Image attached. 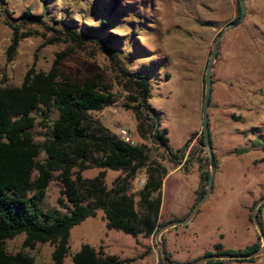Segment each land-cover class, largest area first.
<instances>
[{
  "label": "rangeland",
  "instance_id": "1",
  "mask_svg": "<svg viewBox=\"0 0 264 264\" xmlns=\"http://www.w3.org/2000/svg\"><path fill=\"white\" fill-rule=\"evenodd\" d=\"M109 4L110 0H46L47 10L43 11L40 0H0V84L20 85L33 60L36 70L47 71L56 53L74 49L67 40L48 43L53 32L42 24H24L22 29H30L32 34L20 40L13 60L7 61L6 47L11 36L7 22L19 24L18 17L26 10L38 15L44 24L59 29L68 26L85 31L86 27H95L99 37L117 34L108 47L118 53L120 60H111L99 42L86 40L84 48L67 52L57 67L74 82L100 74L114 101L95 112L93 121L116 134L118 128L128 129L135 144L145 145L150 158L167 169L161 188L166 209L159 217V222H166L176 217L170 215L168 205L181 206L196 180L200 189L198 160H202V171H210L204 161L208 154L199 142L204 74L217 36L236 20L237 0H120L115 11H110ZM101 21L106 22L104 29L98 28ZM121 66L147 76L148 102L161 127L168 131L171 150L176 152L189 139L184 156L191 150L190 158L180 170L173 172L182 161L180 156L174 158L150 138L139 136L134 114L125 106L130 104V92L123 86ZM211 81L209 130L217 158L212 192L188 223L163 232L165 249L177 262L195 260L206 249L214 252V242L242 248L252 241L253 222L247 223L246 205L251 197L264 195V0H246L244 20L221 37ZM55 113L51 112V119ZM36 117L42 121L39 113ZM46 129L39 124L33 128L36 142L43 140ZM256 140L261 144L255 145ZM242 147L248 150L238 152ZM99 170L91 167L82 175L90 178ZM105 171V182L110 187L120 171ZM169 172L172 173L168 175ZM144 180L145 171L141 169L132 181V191H137ZM60 190L58 180L48 184L40 203L44 211H65L69 203ZM252 207L248 208L249 215ZM102 215L98 210L96 216L71 227L63 264H74L72 256L83 244L102 246L107 254L131 259L121 264H158L155 233L144 237L108 230ZM24 237L20 233L8 239L6 250L24 251L36 264L51 261L50 243H37L29 249L22 245ZM262 258L260 255L254 262L224 260L226 264H264Z\"/></svg>",
  "mask_w": 264,
  "mask_h": 264
},
{
  "label": "trees",
  "instance_id": "2",
  "mask_svg": "<svg viewBox=\"0 0 264 264\" xmlns=\"http://www.w3.org/2000/svg\"><path fill=\"white\" fill-rule=\"evenodd\" d=\"M40 1L44 4L43 11H46V0ZM110 2L108 8L115 11L120 0ZM237 10L236 19L240 15L238 0ZM18 20L19 24L7 22L11 29L6 47L7 61L13 60L20 40L32 34L30 29H22L24 24H42L46 30L52 31L53 36L48 43L67 40L74 49H82L86 40L95 41L111 60L118 59V53L108 47L118 37L112 32L99 37L95 27H86L85 31L68 26L59 29L44 24L31 10L24 11ZM105 25L106 22L101 21L98 28L104 29ZM74 49L56 53L47 71L36 70L33 60L20 85L0 84V264H36L34 258L24 251L10 253L6 250V241L20 233L25 234L22 242L25 248L33 249L37 243L52 245L51 261L46 264H63L71 227L87 217L96 216L98 210L102 211L108 230L132 236L149 237L167 222H159L161 188L167 169L150 158L145 145L126 143L116 133L93 121L95 112L114 101L113 95L102 83L100 74L93 79L74 82L58 69L62 58ZM120 69L125 80L123 86L130 92L127 96L130 104L125 106L134 114L139 136L150 138L174 158L180 156L182 159L189 139L176 152L171 150L168 131L161 127L148 102L150 86L147 76L122 66ZM52 111L56 116L51 119ZM36 113L41 115L43 122L37 121ZM38 124L47 128L41 142L34 139L33 128ZM199 142L202 145V134ZM260 144V141H255V145ZM247 150L242 147L237 151ZM41 154L43 159L39 158ZM190 154L191 150L184 163ZM205 160L209 166L208 158ZM201 161L198 160L201 187L195 202L204 194L209 176L208 168L202 171ZM91 167L100 170L93 177H83L82 172ZM106 169L120 171L110 187L105 182ZM141 169L145 171L144 183L133 192L132 181ZM54 179L60 182V193L69 203L65 211L57 208L44 211L41 207L46 187ZM62 201L60 198L59 202ZM260 210L261 206L259 221ZM174 219L180 218L172 217L170 220ZM249 220L252 221L251 215ZM259 246V236L256 242L238 249H222L218 242L214 245V252L205 251L202 256L220 252L249 253ZM166 253L171 261L177 262ZM72 260L74 264L131 261L105 253L102 246L95 248L89 244H83L73 254ZM232 260L252 262L255 258ZM226 262L224 259H210L203 264ZM158 264H163L160 257Z\"/></svg>",
  "mask_w": 264,
  "mask_h": 264
},
{
  "label": "water",
  "instance_id": "3",
  "mask_svg": "<svg viewBox=\"0 0 264 264\" xmlns=\"http://www.w3.org/2000/svg\"><path fill=\"white\" fill-rule=\"evenodd\" d=\"M239 2V10L240 15L239 17L228 23L219 33L215 40V44L213 46V49L210 53L208 63L206 66L205 74H204V92H203V102H202V146L206 150L209 158V165H210V171L208 176V181L206 184V189L204 194L194 203L188 214L184 218L180 219H174L167 221L166 223L162 224L157 231L155 232V241L158 247V251L160 254V258L163 262V264H203L206 261L210 259H251L256 258L264 253V231L262 228V225L258 218V210L259 207L264 203V196L259 198L255 204L252 207L251 211V220L256 228V231L260 238V246L249 253H228V252H220V253H212L209 255H204L200 258H197L195 260L186 261V262H173L169 259L166 253L165 244L162 241V234L164 231H166L168 228L179 225V224H186L188 223L196 214L202 203L205 201V199L209 196L212 190V184H213V177L215 174L216 169V163H215V157L212 151V143H211V137H210V130H209V104H210V96L212 91V81H211V72L213 69L214 60L217 55V49L220 42L221 37L230 29L234 28L235 26L239 25L245 18L246 15V0H238Z\"/></svg>",
  "mask_w": 264,
  "mask_h": 264
},
{
  "label": "crops",
  "instance_id": "4",
  "mask_svg": "<svg viewBox=\"0 0 264 264\" xmlns=\"http://www.w3.org/2000/svg\"><path fill=\"white\" fill-rule=\"evenodd\" d=\"M212 151H213V147H212ZM214 154V153H213ZM185 157V156H184ZM214 157H215V160L217 159L216 158V156L214 155ZM217 161V160H216ZM183 162H184V158H182V161H181V163H180V165H178L174 170H173V172H176V171H178V170H180L181 169V166L183 165ZM217 164V163H216ZM172 172H169L168 173V175H170ZM197 191H198V183H197V180L195 181V184H194V186H193V188L191 189V190H189L188 192H187V198L185 199V202L181 205V206H179L178 208H175V206L173 207V205L172 206H169L168 205V209L169 210H171V212H170V215H175L176 217H178V216H182V215H185V214H187L189 211H190V209L192 208V206L194 205V202H195V199H196V196H197ZM211 192H212V190H211ZM211 194V193H210ZM209 194V195H210ZM264 195H260V196H253V197H251L250 198V200H249V202H248V204L246 205V208H247V223L248 224H250L249 222V214H248V208L249 207H251V206H253L254 204H255V202L259 199V198H261V197H263ZM204 203V202H203ZM262 206H264V203L261 205V207ZM164 209H166V204H165V202H164V200H163V198H162V196H161V204H160V211H159V217H160V215L162 214V211L164 210ZM260 223H261V225H262V228H263V231H264V209L261 211L260 210ZM250 226H252V228H253V237H252V241H251V243H249L248 245H250V244H252V243H254V242H256L257 240H258V233H257V231H256V228H255V226H254V224L253 225H251L250 224ZM220 237H221V235H220ZM216 243H218V242H214V244H213V246H212V248H214V245L216 244ZM220 243V242H219ZM222 245V249H238V248H241V247H239V245H234V246H231V245H229V246H225V245H223V244H221ZM247 246V245H246ZM245 247V246H244ZM243 248V247H242ZM215 249V248H214ZM209 249H206V250H204V252L205 251H208ZM169 254H170V256H171V253L168 251V250H166ZM203 252V253H204ZM202 253V254H203ZM201 254V255H202ZM188 259V258H187ZM262 259H264V257L262 258ZM256 260V259H255ZM254 260V261H255ZM186 261H191V260H186ZM254 261H252V262H254ZM238 262H240V261H238Z\"/></svg>",
  "mask_w": 264,
  "mask_h": 264
},
{
  "label": "built area",
  "instance_id": "5",
  "mask_svg": "<svg viewBox=\"0 0 264 264\" xmlns=\"http://www.w3.org/2000/svg\"><path fill=\"white\" fill-rule=\"evenodd\" d=\"M117 135L126 143H129L131 145H135V141L132 138L131 133L126 128H118L117 129Z\"/></svg>",
  "mask_w": 264,
  "mask_h": 264
}]
</instances>
